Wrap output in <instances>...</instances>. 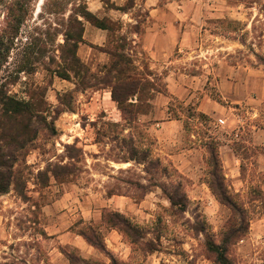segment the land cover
<instances>
[{
  "label": "rangeland",
  "instance_id": "374dc122",
  "mask_svg": "<svg viewBox=\"0 0 264 264\" xmlns=\"http://www.w3.org/2000/svg\"><path fill=\"white\" fill-rule=\"evenodd\" d=\"M117 1H124L126 7L132 3L27 0L21 38L34 33L36 50L41 48L43 55L32 73L18 74L15 66L7 72L6 65L0 66V146H8L7 141L18 134L31 138L16 152L19 158L11 169L9 192L0 194V264H68L59 251L63 242L51 235L62 229L103 240L108 197L115 199L110 210L116 209V199H123L125 215L140 227L134 243L122 231L114 234L113 251L119 263L217 264L207 240L220 243L224 233L240 223L241 215L218 203L208 185L213 145L221 146L227 183L246 209L250 225L246 235L230 244L228 256L234 264H264V147L252 138L255 130L264 128V0H228L234 7L231 14L208 27L220 37L208 35L194 49L187 46L186 51L175 52L173 57L179 60L170 67L198 76L186 77L197 84L188 99L169 93L164 76L169 68L164 72L151 68L143 44L128 39L134 27L128 26L124 41L118 38L110 44L118 56L113 63L124 72L121 81H111L113 75L107 71L113 63L105 64L103 47L92 49L84 42L80 55H91L85 66L72 57L75 42L67 44L64 33L79 36L80 30L68 23L75 15L73 9L86 2L108 10ZM11 2L5 0L0 6V28ZM99 14L104 15L103 9ZM133 14L140 21L146 16L142 8ZM111 25L119 26L115 21ZM12 56L9 61L14 63L16 50ZM110 84L121 95L126 86L139 88L121 104L129 111H122L112 99ZM157 92L172 96L170 114L154 115L152 99ZM223 92L231 99L223 98ZM7 93L32 103L33 112L19 117L7 114L2 103ZM201 103L215 112H202ZM131 113L136 118L126 119ZM167 116L182 121V133L176 138L177 127L163 132L158 126L149 127ZM227 146L236 153L240 170L229 166ZM160 147L175 156H158ZM133 156L137 160H130ZM183 163L186 167L178 168ZM179 185L189 197L185 212L172 208L167 194ZM62 196L67 197L65 202L51 215L50 205ZM82 208L89 211L86 217Z\"/></svg>",
  "mask_w": 264,
  "mask_h": 264
},
{
  "label": "crops",
  "instance_id": "0c3cea01",
  "mask_svg": "<svg viewBox=\"0 0 264 264\" xmlns=\"http://www.w3.org/2000/svg\"><path fill=\"white\" fill-rule=\"evenodd\" d=\"M125 4L126 3L124 1H117L115 3L116 6L111 7L108 10H106L103 5H93L92 7L90 4L88 7L94 13L97 14L98 12V16L103 9L104 15L102 17L106 16L114 21H117L120 25V32L122 34H126V29L130 26L134 27L133 31L128 36V39H131L135 43L141 42L143 44L144 49L150 54L151 68L162 72H164V68H169V70L164 73L168 92L176 94L183 99H188L192 93V88L197 89V84H193L195 83L194 80L186 81V77L191 76L196 79L198 76L195 74H185V72H181L182 70L180 69L177 70V68L173 69V66L170 67L171 63L179 60L177 58L175 59L173 56L177 50H179V52L186 51L187 46L194 49L193 45L198 43L200 40H204V38L208 35H216L215 37H220L217 34L211 33L208 27L213 20L216 22L220 19L227 18V16L231 14V10L234 9L232 3H229L228 0H134L132 5L128 6V8H124L126 6ZM139 8H142L146 14L145 19L142 21H140L139 18L133 14V11H137ZM109 36L110 32L108 29L97 27L86 21L83 35L84 41H82L78 47V55L81 60L87 64L91 58V55H89L88 58H83L80 55V50L83 49L82 47L84 42L87 40L91 44L92 49L97 46L103 47V49H100V52L105 55V64L109 63L111 55L104 50V47H107L108 45ZM162 72H160V74H162ZM157 93L158 94H155V97L152 99V109H154V115L158 116L157 113L160 112L166 113V115L170 114L169 103L172 96L162 92ZM223 95V98L231 99L230 94H224L223 92ZM163 105H166L165 109L163 108ZM224 106L226 108V105ZM199 108V110L204 113L215 112L211 105L201 103ZM147 116L148 115H144V117ZM165 118L154 120L151 122L149 127L156 129V126H158L160 132L168 131V129L177 127V131L179 133H176L173 136L176 138L182 133L181 119L168 116ZM252 138L254 142H256L255 144H259L264 147V128L259 127L258 130H255L252 134ZM161 140L162 138L160 137V142ZM220 147L221 146H219V154L223 167H225V160L220 153ZM230 147L231 146L228 147L231 151L228 154L229 166H233V171H237V169L241 167V164H239V168L236 167V153ZM157 150L160 151L158 156H162V154H167L171 157L175 156L162 147L159 149L157 148ZM191 150L192 148L186 149L184 151V156L188 155L187 152ZM186 159L187 156L185 157V160ZM238 160L240 159L238 158ZM185 167V163H183V165L179 164L178 166L180 169H184ZM227 176L230 177L229 174H227ZM66 198V196H62L50 205L51 215H55L54 208H59V206L65 202ZM215 199L218 203H220L216 197ZM114 200V197L106 198L104 207L108 209V207L113 206ZM115 202L116 209L111 208V210L125 214L123 210L125 201L123 199H116ZM81 205L82 204H80V206ZM82 209L83 214L86 217V214L89 211L85 208ZM94 218L95 220H99L97 217ZM102 228L105 229L103 233V241L105 244L104 250H101L89 243L81 233H75L72 230L62 231L61 229V232L59 231L60 233L57 231L53 235H50H56V238H60L63 242L64 245L60 246L59 251L65 257L68 264H114L112 259H117V257L113 251L115 245L112 240L114 234L120 235L121 231L117 228L107 226L106 223L101 227V230L103 231L104 229ZM108 241H110V243ZM63 248H65L68 252H75V254L82 260L79 262H72L63 252Z\"/></svg>",
  "mask_w": 264,
  "mask_h": 264
},
{
  "label": "trees",
  "instance_id": "16d2710c",
  "mask_svg": "<svg viewBox=\"0 0 264 264\" xmlns=\"http://www.w3.org/2000/svg\"><path fill=\"white\" fill-rule=\"evenodd\" d=\"M133 2L134 0H132V3L130 5H132ZM4 3L5 0H0V6L3 5ZM27 5H28L27 0H12V2L9 3V5L6 8L7 18L5 17V20L0 28V66L6 65L7 72L9 71L10 67L15 66L18 74L21 72L32 73L31 71L36 70L35 64L39 62L41 53L43 55V50H41V48H39L38 51L36 50V46H38V44H36V41L38 39L34 36V33H30L29 35H27L26 40H22L21 38L22 27L25 24V21L27 20L26 17L28 11V8L26 7ZM115 6L116 5H114V7ZM128 6L127 7L125 6L124 8H128ZM73 11L75 15L73 14L70 15L68 23L73 30L77 28L80 30L79 36L76 38L77 36L76 34L73 35L72 33H68V31L64 33L66 37L65 42L67 44L69 41L75 42V48L73 49L74 51L72 53V57L80 61L84 66L87 65L81 60L80 56L78 55V47L79 44L84 39L83 35L85 28L84 20L82 21L78 17V14H80L83 18H85V21H88L97 27L109 30L110 32L109 41L107 47H104V50H106L111 55L110 62L113 63V60H116L118 56L117 53H115V50L110 47L111 42L117 43L118 41L116 39L118 38L120 39V41H124L126 39L125 34H122L120 32V25L119 26L116 25V27L114 28L111 25L113 24L114 20L106 16L105 17L98 16L96 13H94L89 9L86 2L79 3V5L76 6V8H74ZM15 50L17 56L15 58L16 61L13 63L9 61V59L13 57L12 55L15 52ZM123 52L126 53L125 50H123ZM121 57L125 58V55L122 54ZM110 62L107 64L109 65ZM117 64H118L117 62H114L112 67H110L107 71L109 75H113L111 81L122 80V78L119 77V75L124 74V72L121 69H117L118 68ZM109 86L112 88L111 90L112 99L117 102L118 107L122 111H129L126 110L128 108L121 107V104L122 102H126V101L128 102L129 97L131 95L138 94L139 88L126 86L124 88L123 94L121 95L117 92L115 86H113L112 84H110ZM2 98L4 100L2 102L4 105V111L7 114L12 112L14 115H16V117H19V116H26L29 113L31 114L33 112V104L30 103L29 101L19 100L15 96L9 95V93L4 94ZM129 104L131 106H135V104L137 103L129 102ZM133 113H131V116L127 117L126 119L134 120L136 117L135 115H133ZM30 127L31 125L29 124V122L25 124L26 130L29 131ZM29 141H31V138L27 139V137H23L22 135L18 134L11 137V140L7 141L8 146H0V194H5L9 192L10 186L12 184L11 169L14 167L15 163L18 161L19 158L17 155L18 153L16 152H19L20 150L24 149ZM5 147H8L9 150H4ZM218 148L219 147H215L214 145L210 147V152L212 154L211 155L212 158L210 161L212 163L213 168L210 171L211 179L208 181V185L214 196L221 204L229 206L234 211L240 213L241 215L239 217L240 223L245 221H248V223L244 226H241L240 223H236L235 221H233L235 223L228 229V231L224 233V237L222 241L218 243L212 239H208L207 248L210 252L214 254L215 261L217 264H234V262L228 256L229 246L234 241H237L241 237L246 235L250 225H249V220L247 219L248 214L246 213V209L240 205V201L236 199V195L230 190V187L227 183V177L223 171L224 167L220 158ZM137 153L135 155H137ZM145 156H149V153L147 155L145 154ZM130 160H137V159L135 158V156H133L132 158H130ZM158 161L160 162L159 159ZM167 194L171 202L172 208L175 209L180 208L177 210L183 212L186 211L189 197L187 193L182 189L181 185L177 186L173 192H169ZM103 217L105 219L107 226L119 229L126 236H128L130 240H133L132 241L133 243L136 242V240L134 239L136 236L135 233L138 234L140 233V227L134 224L129 217H127L125 214L121 212L110 209L104 210ZM203 230H206L205 225ZM81 234L92 245L96 246L101 250L105 249V244L104 241L101 239V237L99 239L97 237L94 239L90 237L87 233L81 232ZM63 252L70 258L72 262H79L80 260H82L75 253L68 252L65 248H63ZM112 260L114 264H121L115 258H113Z\"/></svg>",
  "mask_w": 264,
  "mask_h": 264
},
{
  "label": "built area",
  "instance_id": "2783aa9c",
  "mask_svg": "<svg viewBox=\"0 0 264 264\" xmlns=\"http://www.w3.org/2000/svg\"><path fill=\"white\" fill-rule=\"evenodd\" d=\"M221 123H225V120L224 119H219Z\"/></svg>",
  "mask_w": 264,
  "mask_h": 264
}]
</instances>
